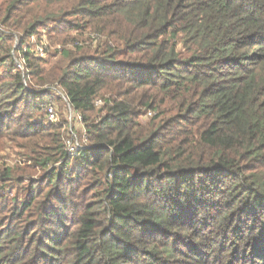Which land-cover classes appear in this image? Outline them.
I'll return each mask as SVG.
<instances>
[{
    "label": "trees",
    "instance_id": "obj_1",
    "mask_svg": "<svg viewBox=\"0 0 264 264\" xmlns=\"http://www.w3.org/2000/svg\"><path fill=\"white\" fill-rule=\"evenodd\" d=\"M9 155L0 264H264V0H0Z\"/></svg>",
    "mask_w": 264,
    "mask_h": 264
},
{
    "label": "built area",
    "instance_id": "obj_2",
    "mask_svg": "<svg viewBox=\"0 0 264 264\" xmlns=\"http://www.w3.org/2000/svg\"><path fill=\"white\" fill-rule=\"evenodd\" d=\"M45 37V36H44ZM17 46L15 47V50L19 49L18 44L19 41L17 40ZM49 42L45 38L37 39L36 36L31 37L27 45L23 47V49H20L17 54L13 53L14 56L17 55L18 59H16V65L19 71H24V64H25V55L30 52L35 58H47V56L50 54V50L48 49ZM57 50H60L58 48ZM101 102L98 103V105ZM72 113V111L70 110ZM46 119L49 123L56 124L59 122V114L57 112V109L53 106L49 107L46 113ZM80 120V117H78ZM68 151L70 155H76L78 148L76 145L69 144Z\"/></svg>",
    "mask_w": 264,
    "mask_h": 264
},
{
    "label": "rangeland",
    "instance_id": "obj_3",
    "mask_svg": "<svg viewBox=\"0 0 264 264\" xmlns=\"http://www.w3.org/2000/svg\"><path fill=\"white\" fill-rule=\"evenodd\" d=\"M45 36V37H44ZM37 39L45 38L49 42V47L48 49L50 50V53L53 51H56L58 48H60L58 45L52 44V42L49 40L48 33L46 31H41L40 35L36 36ZM14 46H17V42L14 43ZM18 48H20V45L18 44ZM58 51V50H57ZM55 53V52H54ZM55 100L57 101L54 103L53 107L57 109V112L59 114V122L62 120H67L69 122L73 123V126L76 128L79 127V119L78 117L70 112L69 107L67 106L65 96L63 95V92L59 89L57 92L53 93ZM145 122V121H143ZM7 154H13L11 152H7ZM18 157H15V155H9V156H4L3 159H1L0 165L3 163H11L15 164L17 163Z\"/></svg>",
    "mask_w": 264,
    "mask_h": 264
}]
</instances>
